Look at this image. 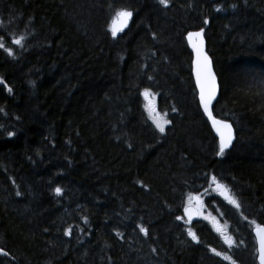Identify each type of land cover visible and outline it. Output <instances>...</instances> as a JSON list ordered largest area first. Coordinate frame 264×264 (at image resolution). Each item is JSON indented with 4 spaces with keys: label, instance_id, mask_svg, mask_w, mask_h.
<instances>
[{
    "label": "trees",
    "instance_id": "trees-1",
    "mask_svg": "<svg viewBox=\"0 0 264 264\" xmlns=\"http://www.w3.org/2000/svg\"><path fill=\"white\" fill-rule=\"evenodd\" d=\"M120 9L133 16L114 38ZM201 29L219 85L213 114L234 130L222 156L185 42ZM0 43L13 52L0 48V264H256L264 0H0ZM149 107L167 113L164 133ZM213 176L240 205L206 196L225 233L185 215Z\"/></svg>",
    "mask_w": 264,
    "mask_h": 264
},
{
    "label": "snow or ice",
    "instance_id": "snow-or-ice-1",
    "mask_svg": "<svg viewBox=\"0 0 264 264\" xmlns=\"http://www.w3.org/2000/svg\"><path fill=\"white\" fill-rule=\"evenodd\" d=\"M159 4L163 7H169V0H158ZM220 11V9H217ZM133 16V12L127 9H120L115 12V16L112 18L111 24L109 26V31L111 35L115 38L118 32H122L127 26L128 22L131 20ZM208 20L204 21V24H207ZM203 29L196 32H189L187 39L189 44L192 47L193 52L195 53V76H196V83L199 88V99L200 104L203 108L204 113L206 114L208 120L211 122L212 128L215 130L217 136L219 137V155H223L225 150L232 144L233 141V128L232 125L224 122L222 120L216 119L213 110H212V102L216 99L217 95V77L212 69V62L209 59L208 55L204 51V41L202 38ZM23 37L13 41V43L17 45L22 44ZM0 48H3L5 52L9 56L13 55L11 49L4 47L3 43H0ZM0 84H4V81L0 79ZM7 87V85H4ZM8 91L11 92L12 89L8 88ZM145 98L149 97L151 93L148 90H145L143 93ZM149 117L152 119V122L155 124L156 128L159 132L164 133L165 127L167 124L170 123L165 117L167 113H164L161 116L159 113L156 112L154 107H149L148 109ZM9 135H13V133H9ZM212 183L217 186V189H220L219 194L228 201L229 204L235 205L237 208L240 207L239 203L232 198L228 194V190L225 188L224 185L220 184L217 181L215 176L211 177ZM56 194L59 196L62 193L61 188L57 187L55 189ZM19 195V193H17ZM199 200L198 197H189V200ZM202 206V205H201ZM186 213L189 215V221L191 220V213L188 209H185ZM180 219V217H177ZM85 223H87V218H85ZM255 224L256 228V236L258 237V244H259V264H264V226L257 224L255 221H252ZM140 232L144 233L145 236L148 235V230L144 227H140ZM65 235L70 236L72 234V229L69 227L65 233ZM117 235H121L117 233ZM189 235L192 237L193 240L199 242L197 240V236L189 230ZM225 243H228L231 246V238L225 237ZM155 251V249H153ZM214 251L216 256H221L222 254L218 251ZM0 255L8 256V252L0 249ZM223 259L229 260L230 257L223 256Z\"/></svg>",
    "mask_w": 264,
    "mask_h": 264
},
{
    "label": "water",
    "instance_id": "water-1",
    "mask_svg": "<svg viewBox=\"0 0 264 264\" xmlns=\"http://www.w3.org/2000/svg\"><path fill=\"white\" fill-rule=\"evenodd\" d=\"M199 31H200V30H199ZM191 32H196V31H191ZM187 36H188V33L185 35V42H186V45H187L189 51L191 52V76H192V80H193L194 87H195L196 94H197V103H198L199 109H200V111H201L203 117H204V118L206 119V121L208 122V124H209V126H210V129H211L213 135H214V136L216 137V139L218 140V144H219V137L217 136L215 130L212 128L211 122L208 120V118H207L206 114L204 113L203 108H202V106H201V104H200V99H199V88H198V86H197V83H196V76H195V53L193 52L192 47H191V45H190L189 42H188ZM202 38H203V41H204V51H205V53L207 54V52H206V43H205V39H204V36H203V32H202ZM207 55H208V54H207ZM208 57H209V55H208ZM209 59L211 60L210 57H209ZM211 62H212V60H211ZM212 69H213V66H212ZM213 72H214V70H213ZM214 73H215V72H214ZM218 95H219V85H218V82H217V95H216V99L213 100V102H212V110H213V107H214V105H215V103H216V100H217V98H218ZM149 106H151V103H149ZM215 118H216V119H219V118H217V117H215ZM219 120H222V119H219ZM222 121L231 124V123L228 122V121H225V120H222ZM232 128H233V127H232ZM233 137H234V130H233ZM233 140H234V138H233ZM232 143H233V141H232ZM231 145H232V144H231ZM231 145H230L226 150L230 149ZM226 150H225V151H226ZM196 204H197V203H196ZM186 215H187V213H186ZM211 224H212L213 227H216L215 221H211ZM261 226H262V225H261ZM252 235H253L254 240H255V248H256V258H255V260H256V264H259V244H258V237L256 236V228H255V227L252 228Z\"/></svg>",
    "mask_w": 264,
    "mask_h": 264
},
{
    "label": "rangeland",
    "instance_id": "rangeland-1",
    "mask_svg": "<svg viewBox=\"0 0 264 264\" xmlns=\"http://www.w3.org/2000/svg\"><path fill=\"white\" fill-rule=\"evenodd\" d=\"M212 194H216L214 187H210L209 191L207 193H205L204 195L208 196V195H212ZM217 195H218V193H217ZM189 197L195 198V197H202V196L201 195H191ZM189 197L187 198L185 209H187L189 206H191V207H193L195 213H198L199 211H201L202 215H205L208 212V208L206 207L204 201H200V204L196 205L195 201L189 200ZM190 213L193 214L191 211H190ZM219 215H220V213L218 210H214V214L210 215L216 223V227L214 228V230H215V232H225L226 226L223 225L221 223V221H219ZM201 219H203V217H201Z\"/></svg>",
    "mask_w": 264,
    "mask_h": 264
},
{
    "label": "flooded vegetation",
    "instance_id": "flooded-vegetation-1",
    "mask_svg": "<svg viewBox=\"0 0 264 264\" xmlns=\"http://www.w3.org/2000/svg\"><path fill=\"white\" fill-rule=\"evenodd\" d=\"M214 189H215V191H216V196H218V195H220L219 194V191H220V189H217V186H214ZM218 191V192H217ZM217 193H218V195H217ZM202 197H198L199 198V200H196V199H193L192 201H199V204H200V201H208L207 199H206V195H201ZM221 199H222V201H227V200H225L222 196H221ZM188 210H189V212L191 211L193 214H191V220L193 221V220H195V219H201V217H204L205 215H202V213H201V211H199L198 213H195L194 212V209H193V207H191V206H189L188 208H187ZM208 213V212H207ZM210 213H208V215H209ZM187 216L189 217V215L187 214ZM205 218H207V217H205ZM263 226V225H262Z\"/></svg>",
    "mask_w": 264,
    "mask_h": 264
},
{
    "label": "bare ground",
    "instance_id": "bare-ground-1",
    "mask_svg": "<svg viewBox=\"0 0 264 264\" xmlns=\"http://www.w3.org/2000/svg\"><path fill=\"white\" fill-rule=\"evenodd\" d=\"M210 127V126H209ZM216 138V137H215ZM218 141V140H217ZM219 145V144H218Z\"/></svg>",
    "mask_w": 264,
    "mask_h": 264
}]
</instances>
